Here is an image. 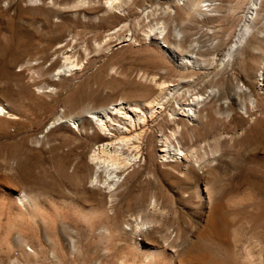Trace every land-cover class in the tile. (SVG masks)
Here are the masks:
<instances>
[{
  "label": "rangeland",
  "instance_id": "rangeland-1",
  "mask_svg": "<svg viewBox=\"0 0 264 264\" xmlns=\"http://www.w3.org/2000/svg\"><path fill=\"white\" fill-rule=\"evenodd\" d=\"M118 1L120 9L104 16L91 19L77 13L67 20L48 9L7 10L0 0V91L17 116L0 123V175L35 195L37 208L35 216L29 211L24 218L7 222L6 214L0 219V264H140V257L136 261L126 255L127 244L113 227L122 216L115 218L111 212L109 224L101 213L93 216L79 207L103 204L109 198L102 186L105 173L102 187L90 183L97 162L91 155L100 144L86 139L93 130L77 128L90 111L123 102L139 105L145 113L146 103L158 104V99L166 101L165 107L180 108L199 95L205 98L200 105L204 109L216 106V93L225 96L232 91L259 99L262 115L254 119L259 123L257 135L264 133V82L260 81L264 79V0ZM59 45L65 46L63 54L54 57L52 50ZM37 57L45 65L44 76L22 72L21 65ZM48 71L60 74L50 80ZM155 83L162 85L157 93H153ZM228 103V99L219 101L222 106ZM144 113L139 117L144 119ZM231 117L239 119L234 113ZM58 118L66 124L51 127ZM168 118L155 114L145 119L153 123L144 156L130 168L142 173L131 179L129 188L143 194L147 192L143 185L154 176L150 190L164 192L169 216L165 225L174 234L180 228L189 237L180 244L187 249L205 227L206 215L180 196L179 190L190 187L181 175L185 166L163 157L161 136L169 132ZM37 136L43 139L41 145L29 143ZM67 138L73 146L70 151L67 146L60 148ZM249 143L253 147L255 140ZM104 154L98 160L107 164ZM246 167L244 154L236 152L220 166L223 173ZM249 207L241 210L250 211ZM240 230L242 243L249 244L245 223ZM259 242L256 236L251 245ZM211 251L226 259L219 249Z\"/></svg>",
  "mask_w": 264,
  "mask_h": 264
},
{
  "label": "bare ground",
  "instance_id": "bare-ground-1",
  "mask_svg": "<svg viewBox=\"0 0 264 264\" xmlns=\"http://www.w3.org/2000/svg\"><path fill=\"white\" fill-rule=\"evenodd\" d=\"M4 2L7 10H13L15 7H36L55 11L67 20H71L77 13L95 19L109 14L115 10L114 8H119L118 0H4ZM23 17L29 18L25 15ZM63 47L59 45L52 50L54 57ZM64 59L68 60L69 57L65 56ZM63 66L62 69L66 70V66ZM21 67L24 73L44 76L42 74L45 72V65L39 57L28 59ZM49 73L46 77L49 76L50 80H53L60 71L55 74ZM260 81L264 82V79ZM261 86L264 87V83ZM160 89L162 85L156 83L153 85V93L159 92ZM203 99L205 98L199 95L188 104L171 109L169 105L164 106L166 101L160 103L163 99H158V104L157 100L156 103L146 100L148 103L145 105V113L139 110V105L134 107L119 102L90 111L81 118L83 121L79 124L76 122L78 130L82 132L86 128L93 130L91 134L85 135L86 139L100 144L91 155L97 162L90 183L94 188L104 186L109 194L108 201L103 204L84 203L79 207L81 211L85 213L88 211L93 216L101 213L109 224L112 219L111 212L115 218L122 216L120 222H115L113 227L121 234V240L127 244L126 255L131 256V259L140 257V264H264V133H261L263 134L261 137L257 135L259 123L254 119L260 114L259 99L251 95H233L232 91L225 96L223 93H216V106L200 109ZM223 99L229 100L227 106L219 104ZM7 102L5 94L0 91V123L5 119L17 118L12 106ZM146 107H149V110ZM140 113H144V119L139 117ZM232 113L239 119L232 118ZM155 114L161 117L169 115L165 122L169 132L161 133L163 157L169 156L178 165L185 166V171L181 175L184 174L190 187L179 190L180 196L189 204L195 203L198 211L205 210L206 225L196 233L187 249L180 244L187 243L189 237L185 236L180 228L174 234L175 230L165 225L164 219L169 217L165 206L166 200L164 192L151 191L154 176L143 185L145 188L142 187V190H147L143 194L138 195L139 190L136 192L134 188H129L131 179L141 172L132 173L130 168L138 163L137 157L143 155L147 131L153 123L148 120ZM145 119H148V123ZM63 122L66 121L58 118L51 127ZM30 139L29 143L34 146L41 145L43 141L38 136ZM251 139L255 140L253 147L249 143ZM62 145L67 146L68 151L72 150L73 146L68 138L64 139L60 148ZM232 152L238 155L243 153L248 167L223 173L221 163ZM104 153L108 155L107 164L98 160L99 155ZM102 173H105V180L100 186ZM0 194V219L3 216L7 217L6 214L9 216L7 222L14 218H24L25 214L29 215V211L35 216V195L18 188L6 174L0 175ZM168 195V198H173ZM244 206H251L252 209L249 207L250 211H242ZM243 223L248 230L246 234L249 235V244L242 243L243 237L239 231ZM124 224L129 226V230ZM256 236L260 246H256L258 241L251 245ZM211 248L219 249L226 259L221 260ZM256 248H259V251L255 250Z\"/></svg>",
  "mask_w": 264,
  "mask_h": 264
}]
</instances>
